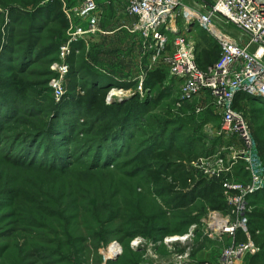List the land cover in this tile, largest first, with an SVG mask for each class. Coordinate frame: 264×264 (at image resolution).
<instances>
[{"label":"rangeland","instance_id":"obj_1","mask_svg":"<svg viewBox=\"0 0 264 264\" xmlns=\"http://www.w3.org/2000/svg\"><path fill=\"white\" fill-rule=\"evenodd\" d=\"M49 1L0 0V264H133V260L135 264H155L156 260L157 264H169L175 254L185 253L178 250L187 244L196 249L214 247L216 259L232 239L215 236L209 224L227 213L208 210L197 201L190 214L180 217L182 214L170 207L176 194L162 184L164 191L150 186L144 174L132 167L131 158L142 142L154 146L173 141L186 154L197 156L195 166L186 163L194 176L202 174L201 167L215 168L222 158V175L247 184L241 141L223 133L220 115L207 92L178 102L179 82L168 76L164 85L152 92L144 83L141 93L136 92L139 79L145 78L155 63L142 41L120 28L124 14L105 5L107 0H96L102 13L99 31L75 46L68 80L81 92L80 84L89 85L86 75L92 69L108 81L109 90L123 89L126 98L138 94L145 100L160 94L158 104L138 121L139 128L134 127L133 136H127L112 158L98 155L93 145H88L94 131L86 132L80 122L75 129L65 128L69 117L66 105L71 104L69 81L66 97L58 102L49 89L57 50L67 39L70 24L67 18L65 28L54 18H34L35 11L47 8ZM59 1L64 19L68 11L73 25L86 26L74 12L81 0ZM184 1L194 8H200L198 3H211ZM180 21L178 30L194 42L199 62L215 59L219 46L213 35L193 26L184 30ZM213 23L224 33L240 34L222 19L214 18ZM208 43L216 44L211 58L206 55ZM13 74L24 83L26 98L15 85ZM113 101L121 100L108 103ZM243 107L259 148L257 152L254 141L252 162L260 171L264 168V108L249 102ZM55 117L61 131H66L63 137L50 133ZM118 138H114L116 144ZM28 145L32 147L27 151ZM246 201L250 208L264 211V197L252 194ZM225 206L231 208L227 200ZM185 235L186 239L173 242L174 248L163 243L167 236ZM113 242L118 245V255L108 259ZM152 251L158 258L155 261L147 258Z\"/></svg>","mask_w":264,"mask_h":264},{"label":"built area","instance_id":"obj_2","mask_svg":"<svg viewBox=\"0 0 264 264\" xmlns=\"http://www.w3.org/2000/svg\"><path fill=\"white\" fill-rule=\"evenodd\" d=\"M197 5L200 8H194L184 0H126L125 13L132 18V22L122 28L142 41L145 52L151 57L150 61L155 63L153 68H163L168 77L177 79L180 95L178 102L201 92H208L220 115L223 133L235 136L243 145L241 153L246 162L248 183L223 175V196L231 204V208L225 218L209 224L215 236L220 238L227 235L232 242L214 261H192L194 264H235L258 250L247 231V213L250 207L246 198L264 188V168L258 171L253 165L254 140L246 116L235 106V100L243 94L264 106V0H211L209 4ZM65 12L70 23L68 36L58 47L57 62L52 67L55 75L48 82L56 102L66 96L65 79L70 71L69 58L77 52L75 44L86 41L99 31L100 21V9L96 0H81L74 9L85 27L73 25L70 14ZM214 18L233 25L239 31V36L216 28ZM180 19L184 30L190 26L195 30H206L217 41L219 56L206 69H201L196 63L194 42L178 30ZM143 79L144 77L139 79L136 89L138 93L142 91ZM124 93L123 89L111 88L106 97L107 103L111 99L126 98ZM197 160L191 161V165L195 166ZM221 163L222 158L215 163V168L201 167V173L206 178L219 177L224 171ZM239 229L247 235L245 242L233 241V236ZM186 238L187 235L167 236L163 241L171 244L177 239L180 241ZM113 243L117 245L116 242ZM188 251L175 254L178 263L181 264L183 259L188 258ZM115 254H118V250Z\"/></svg>","mask_w":264,"mask_h":264},{"label":"trees","instance_id":"obj_3","mask_svg":"<svg viewBox=\"0 0 264 264\" xmlns=\"http://www.w3.org/2000/svg\"><path fill=\"white\" fill-rule=\"evenodd\" d=\"M49 2V8L47 7L35 11L33 15L34 18L35 16L36 18H41L42 16L46 18H54L60 22L63 28L67 27V19L66 16L64 19L62 14L60 1L50 0ZM77 44H75V46H77ZM208 46L209 49L206 51V55L211 58L212 49L216 47V44L213 43L210 45V43H208ZM215 51L217 52L216 58L213 60L209 59L205 63H201V61L199 62V59L196 58L195 52L197 65L201 69H206L218 58L220 51L219 47L216 48ZM86 76L89 85L86 82L81 83V92L75 89V84L71 83V79L68 80L69 74L66 77V86L69 81V87L72 91L70 93L71 100L69 101L71 104L66 105V107L69 108V117L72 113L77 115L75 119L67 116L68 122L67 120L65 121V128L69 130L75 129L74 126L76 122H80L81 125L87 127L85 128L86 132H95V136L88 140V145H93L92 148L96 150L98 155L105 153L106 158H112V152H114L113 154L118 152L120 144L126 142L127 136H133L134 127L136 126V128H139L138 121L143 120V117H145V115L158 104L160 101V94L153 98L149 95V99L147 97L145 100H141L138 94H134L121 101L107 103L106 97L109 91V84L107 85L106 83H108V81L104 78L101 79V76L92 69H90ZM167 76L168 74L163 68L157 67L148 70L143 82L144 88L147 91L152 92L156 88L164 85ZM11 77L15 80V85L18 87V90L21 91L22 97L26 98L24 83L16 74H13ZM83 88L85 89L83 90ZM244 102H249L253 105L256 103L253 98L246 95L242 94L237 96L235 106L242 110L244 114ZM2 108V99L0 98V109L2 110ZM55 118L54 122L51 121L52 129L50 133L54 131L55 133L53 134L58 135V138L60 136L63 137L66 131H61L60 127H58L60 124L59 119L57 117ZM118 136L119 144H116L114 138ZM252 138L255 141L256 150L258 152V143L254 133ZM140 145L141 149L136 150L131 158L132 167L138 172L144 174V177L148 180L150 186L155 185L160 187L161 191H164L165 188H162V184L165 185L171 193L176 194V197L172 199L173 204H170V207L173 211L181 213L182 215L180 217L190 214L192 205L197 201L202 203V205L208 210L227 213L228 210L225 206L221 182L223 175L212 178H206L205 176H202V174L199 177L194 176V172L186 167V163L197 160V156L186 154L183 149L178 147L173 141L159 143L154 146L147 142H142ZM31 147L32 146L28 145L26 150H30ZM113 147L116 148L111 151L110 149ZM253 196L258 199L264 197V188L253 194ZM247 216V231L249 238L258 250L254 254L245 257V264H264V225H262L264 224V211L252 207L249 209ZM161 229H163L164 232L166 230L165 227H162ZM167 233L168 232H166V234ZM246 240L247 235L241 229L235 232L233 236L234 242H245ZM177 246H179V244ZM185 247L186 246H182L178 251L183 252ZM195 247L194 249H196ZM132 263L135 264V261L133 260Z\"/></svg>","mask_w":264,"mask_h":264},{"label":"crops","instance_id":"obj_4","mask_svg":"<svg viewBox=\"0 0 264 264\" xmlns=\"http://www.w3.org/2000/svg\"><path fill=\"white\" fill-rule=\"evenodd\" d=\"M115 3L116 4L118 3V6L114 5ZM109 4L111 5V7L113 9L115 8V10H117V12L120 11V13L124 14V18H122L120 22L118 21L119 22L118 24L123 23V24H121L120 28H122L123 25L129 24L132 22V18L129 17L127 14L125 15L126 0H107L105 2V5H109ZM100 14H102L101 11H100ZM100 18H101V16H100ZM261 107L264 108V106H261ZM164 244H168V243H164ZM168 245L173 247V248L176 246L175 243H171ZM147 250L151 251L152 249L147 248L146 251ZM185 250H189L188 252H190V254L188 253L189 254L188 258H185L186 260L183 259L181 264H194L193 262L198 263V262H203V261H214V259H215V252H214L215 248L211 247V246H206V247H201L199 249H194L193 245L191 246V244H187L183 251H185ZM148 253H149V255H147V258H149V260L150 259L151 260L158 259L153 251L151 253L150 252H148ZM175 257L176 256H174V259L172 258L170 260L169 264H180V263H178V260L175 259ZM156 262H157V260H156ZM156 262H154V263L157 264ZM159 262H160V260H159ZM243 263L245 264V260L241 259V260H238L235 264H243ZM161 264H168V263L161 262Z\"/></svg>","mask_w":264,"mask_h":264},{"label":"bare ground","instance_id":"obj_5","mask_svg":"<svg viewBox=\"0 0 264 264\" xmlns=\"http://www.w3.org/2000/svg\"><path fill=\"white\" fill-rule=\"evenodd\" d=\"M118 250V247H117V245L116 244H111V246H110V248H109V250H108V252H107V255L106 256H114V253L116 252ZM105 256V257H106Z\"/></svg>","mask_w":264,"mask_h":264},{"label":"water","instance_id":"obj_6","mask_svg":"<svg viewBox=\"0 0 264 264\" xmlns=\"http://www.w3.org/2000/svg\"><path fill=\"white\" fill-rule=\"evenodd\" d=\"M113 100V99H112ZM120 100H122V99H120ZM118 254H115L114 256H108L107 258L108 259H115V257L117 256Z\"/></svg>","mask_w":264,"mask_h":264}]
</instances>
